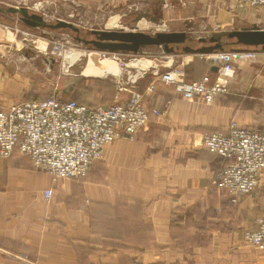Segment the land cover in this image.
<instances>
[{"label":"crops","instance_id":"obj_1","mask_svg":"<svg viewBox=\"0 0 264 264\" xmlns=\"http://www.w3.org/2000/svg\"><path fill=\"white\" fill-rule=\"evenodd\" d=\"M66 2L79 10H118L123 23L136 14L154 32H185V45L194 48L217 37L226 50L246 49L233 45L229 33L264 29V8L234 0H0V20L19 19L9 8L37 13L34 5L43 3L58 14ZM181 52L157 67L179 65L187 82L217 77L206 56ZM235 67L229 92L213 102L187 100L161 81L147 92L150 82L141 78L134 89L163 116L152 117L135 140L107 145L85 178L55 184L17 147L0 157V248L23 258L0 257V264H264V251L244 238L264 218V172L247 194L214 187L227 160L202 146L203 134L233 122L264 133V56ZM117 96L122 103L129 98ZM20 99L5 93L0 106Z\"/></svg>","mask_w":264,"mask_h":264},{"label":"built area","instance_id":"obj_2","mask_svg":"<svg viewBox=\"0 0 264 264\" xmlns=\"http://www.w3.org/2000/svg\"><path fill=\"white\" fill-rule=\"evenodd\" d=\"M234 1L242 7L264 8V0ZM103 54H109L108 59H119L121 53ZM260 55L264 56V52L256 48L207 55V60L218 67L217 77L206 75L192 82L186 81L184 70L179 65L165 71L151 65L138 70L139 76L131 81V89L117 82L118 95L121 91H128L130 97L124 103L112 106H89L74 100L61 101L55 96L23 99L4 108L0 106V157L10 156L17 147L31 160L35 169L48 173L55 184L62 179L85 178L91 166L101 159L107 145L118 140H135L152 117L163 116L160 110L148 107L144 93L134 89L137 79L142 78L147 70L153 77L147 92H152L156 81H161L173 85L187 100L200 98L213 102L221 94L229 92L230 81L236 74V63ZM131 77L129 73L128 80ZM202 146L227 160L215 173L212 186L237 196L258 187L264 172L263 132L233 122L226 130L203 134ZM46 195L49 197L51 190ZM244 238L249 245L264 251V218L258 220L256 229L246 231Z\"/></svg>","mask_w":264,"mask_h":264},{"label":"rangeland","instance_id":"obj_3","mask_svg":"<svg viewBox=\"0 0 264 264\" xmlns=\"http://www.w3.org/2000/svg\"><path fill=\"white\" fill-rule=\"evenodd\" d=\"M65 4L68 5L64 7L63 12L58 14L51 9L50 3H43V9L35 5L34 7L38 14L43 12L47 23L54 24L59 19L71 22L80 29L79 35L83 37L89 38L91 31L95 29L156 33L155 29H148L144 24H138L136 14L133 15V21L123 23L120 17L121 12L118 10H116L118 12L115 10L87 11L74 8L67 2ZM6 20L8 21L0 20L1 98L8 93L13 98H22L20 100L47 96L76 99L78 92L87 87L89 91L83 92L93 94L94 99L104 97L107 100L105 94L108 95L110 90L114 91L115 95V88L118 92L117 82L128 86L129 89L132 88L131 81L139 76L138 69L134 67L138 66V62L133 63L134 58L142 59L143 64L147 63L148 66H143L145 69L150 65H160L166 60L167 55H170L161 46H150L142 48L134 56H132L133 53H121L119 59L112 57L108 59L109 54L104 55L93 45L79 41L76 38L77 34L70 29L31 27L24 24L20 17L18 20L10 18ZM58 47H60V52H57ZM165 70L167 69H161V71ZM129 73L132 75L130 80H128ZM143 77L150 83L153 80L150 81L152 74L148 70ZM140 79H137L135 86ZM72 86H75V90L68 91ZM120 93H125L130 97L128 91ZM113 102L114 97L110 100V103ZM0 257L23 262L22 256L12 255L8 250L1 248Z\"/></svg>","mask_w":264,"mask_h":264},{"label":"water","instance_id":"obj_4","mask_svg":"<svg viewBox=\"0 0 264 264\" xmlns=\"http://www.w3.org/2000/svg\"><path fill=\"white\" fill-rule=\"evenodd\" d=\"M9 13H17L21 21L31 27H48L51 29L63 28L74 31L78 40H82L86 44H92L93 47L109 53H133L137 54L144 47L161 46L168 54H175L183 51L187 54L211 55L220 51H226L225 45L219 41L217 37H211L208 41L201 39L203 43L200 47H191L185 45L189 39L185 32H168L158 31L150 34L144 31L133 30H102L95 29L91 31L93 39L81 38L79 36L80 29L71 22L59 19L56 23H47L43 15L31 12L28 8H9ZM230 38L236 39L238 45L247 48H256L264 52V29L257 26L234 30L229 33ZM231 50H245L242 48H233ZM217 70L218 67L214 66Z\"/></svg>","mask_w":264,"mask_h":264},{"label":"trees","instance_id":"obj_5","mask_svg":"<svg viewBox=\"0 0 264 264\" xmlns=\"http://www.w3.org/2000/svg\"><path fill=\"white\" fill-rule=\"evenodd\" d=\"M237 44L236 42L233 43V45ZM75 86H72V88H70L68 91H73V89ZM85 90L83 91H89V89L87 87H84ZM110 89V88H109ZM67 91V90H66ZM67 91V92H68ZM83 91H79L78 92V96L76 99H71V98H62V97H58L57 98L61 101H68V100H74L76 101L78 104H85V105H89V106H95V105H103V106H112L115 105L117 103H122L120 100H115L113 103H110V100L113 99V97L115 98V93L114 91L110 90V93L105 94V97H107V100H105V98H101V99H94V95L91 93H87V92H83ZM65 92V91H64ZM115 92L116 88H115ZM121 94V93H120ZM49 97H53V96H47V97H28L26 100H39V99H45V98H49ZM56 97V96H55Z\"/></svg>","mask_w":264,"mask_h":264},{"label":"bare ground","instance_id":"obj_6","mask_svg":"<svg viewBox=\"0 0 264 264\" xmlns=\"http://www.w3.org/2000/svg\"><path fill=\"white\" fill-rule=\"evenodd\" d=\"M57 52H60V47H58L57 48ZM134 62H138V66H134L135 68H137L138 70H141V69H144V65L146 66L147 65V63L146 64H143V62H142V59H140V60H135V61H133V63ZM148 66V65H147ZM151 66V65H150Z\"/></svg>","mask_w":264,"mask_h":264},{"label":"flooded vegetation","instance_id":"obj_7","mask_svg":"<svg viewBox=\"0 0 264 264\" xmlns=\"http://www.w3.org/2000/svg\"><path fill=\"white\" fill-rule=\"evenodd\" d=\"M81 38H83V36H81V35H79ZM90 37L88 38V37H84V38H86V39H93L94 38V36H92L91 34L89 35ZM79 41H81V42H83L82 40H79ZM84 43V42H83ZM86 44V43H85ZM87 45H90V46H92V44H87Z\"/></svg>","mask_w":264,"mask_h":264}]
</instances>
